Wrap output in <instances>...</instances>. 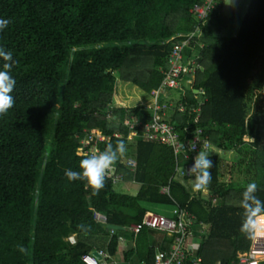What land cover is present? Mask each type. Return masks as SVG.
<instances>
[{"label": "trees", "instance_id": "16d2710c", "mask_svg": "<svg viewBox=\"0 0 264 264\" xmlns=\"http://www.w3.org/2000/svg\"><path fill=\"white\" fill-rule=\"evenodd\" d=\"M206 1L0 0V19L12 21L0 32V46L18 61L15 105L0 116V264H85L82 257L96 250L116 257L122 237L132 242L126 263L154 264L172 239L148 226L129 229L143 221L147 205L173 206L170 217L177 207L194 214L196 251L206 264H234L250 251L256 236L240 232L239 201L252 181L264 200V0H216L200 20L192 9ZM188 38L184 53L202 69L192 88L166 90L157 103L162 121L181 134L188 126L207 136L213 167L203 192H193L192 177L177 173L170 147L139 137L130 143L125 123H150L152 108L115 105L119 81L151 96L175 45ZM88 133L92 144L83 147ZM97 133L106 140L96 142ZM117 140L127 153L114 166L126 183L140 185L137 195L116 192L106 178L92 196L83 182L66 179L64 170L78 171L86 151ZM128 159L137 164L134 172L123 164ZM260 226L257 237L264 239V219ZM18 244L27 252L17 251Z\"/></svg>", "mask_w": 264, "mask_h": 264}, {"label": "built area", "instance_id": "2783aa9c", "mask_svg": "<svg viewBox=\"0 0 264 264\" xmlns=\"http://www.w3.org/2000/svg\"><path fill=\"white\" fill-rule=\"evenodd\" d=\"M216 0H207L203 5H196L192 12L200 20L207 18L210 11L216 7ZM191 44V39L184 42H179L175 45L174 51L168 62H170V67L165 72V77L163 82H161L160 87L151 93L153 98V103L149 108H152L153 116L152 121L149 123H143L141 121L130 122L127 121L125 124L130 128L129 141L130 143H136V138L139 137L143 141L158 142L162 145L170 147L174 153V157L177 164V173L182 176L185 174L184 169L192 165L193 157L196 152H190L187 149V144L189 140H195L197 138V150L203 149L208 151L209 141L207 136L204 134L201 128H192L186 126L184 133H180L175 124H170L162 121L164 114H159L160 106L157 103V97L160 93L166 90H180L186 92V89L192 88L194 76L197 74L198 70L202 69V66L196 59L187 58L184 50ZM188 76H192L187 78ZM186 83L188 86L184 85ZM197 92V91H195ZM201 106L203 102L200 101L197 107V117L195 123L199 122ZM180 112H184V107L182 104L179 105ZM137 123V125H136ZM141 126V129L137 127ZM119 137V135H117ZM93 135H87L86 139L81 141L83 147L91 146ZM96 142H103L106 139L101 133L95 135ZM98 152L97 148L90 149L86 151L85 155H95ZM128 168L136 170L137 164L134 160L130 159L126 162ZM115 169L109 172L108 177L112 179L114 185L116 186L118 182L122 179L121 176L116 175ZM161 192L168 193V187L162 188ZM175 216L167 217L161 214H155L148 212L141 223H134L129 226V229L139 232L143 226H148L162 233V236L172 239V245L165 251L158 253L154 260V264H206L202 256L197 254V251L193 252L188 247V240L194 236L193 225L195 224V215L188 212L186 209H181L177 207L174 209ZM96 219L100 222H106L107 218L97 213ZM203 225V223H201ZM206 226V225H204ZM257 235V234H256ZM72 244L76 243L74 236L69 238ZM97 253L98 255H96ZM100 256V258L98 257ZM112 260V257L104 250L92 251L82 257L85 264H107L106 260ZM221 264V263H219ZM234 264H264V239L258 238L256 236L255 241H253L251 249L249 252L244 254H239L237 262Z\"/></svg>", "mask_w": 264, "mask_h": 264}, {"label": "clouds", "instance_id": "9594fccd", "mask_svg": "<svg viewBox=\"0 0 264 264\" xmlns=\"http://www.w3.org/2000/svg\"><path fill=\"white\" fill-rule=\"evenodd\" d=\"M231 0H229V3ZM12 23L10 19H0V32L6 29ZM0 58L3 64L0 68V116H4L14 107L15 99L11 95L16 85V80L12 75L14 67L18 61L14 60L13 52L0 46ZM250 142L252 138L248 136ZM197 138L189 140L187 149L190 152H196L193 157V163L185 168V174L193 178V192L206 191L212 180L211 169L213 161L210 159V152L200 149L197 150ZM127 153V145L124 140H117L115 145L109 143L95 155H90L80 160L79 170L67 168L64 175L68 181H81L85 190L91 189V195L97 196L105 187L106 178L113 166L121 160ZM259 186L255 181L247 183L241 193L239 206L242 209V220L240 232L254 238L260 231V221L264 219V200L257 196ZM82 230H86L84 225H78ZM17 251L24 254L27 249L24 245L18 244Z\"/></svg>", "mask_w": 264, "mask_h": 264}, {"label": "rangeland", "instance_id": "374dc122", "mask_svg": "<svg viewBox=\"0 0 264 264\" xmlns=\"http://www.w3.org/2000/svg\"><path fill=\"white\" fill-rule=\"evenodd\" d=\"M230 3L233 4L234 0H231ZM184 85L186 87L188 86L186 83H184ZM152 103H153L152 96L142 92L139 88H136L133 85H131V83H126L123 81L118 82L116 86V95H115V105L116 106L128 108V107L139 106V105H150L151 106ZM232 178L234 179V176ZM223 179H228L226 174L223 175ZM192 183H193V178L190 181L191 185ZM137 190H138V185L136 184L134 185L121 184L115 187L116 192L124 193V194H131V195H135L137 193ZM147 209L151 212L170 217L172 215L173 206L171 205H147ZM200 230L203 235V232L204 231L206 232L207 227L202 226ZM200 242H201L200 238L199 239L190 238L188 240L189 249L195 252L196 250L199 249ZM118 260L119 258L117 256L110 263H107V264H119Z\"/></svg>", "mask_w": 264, "mask_h": 264}, {"label": "crops", "instance_id": "0c3cea01", "mask_svg": "<svg viewBox=\"0 0 264 264\" xmlns=\"http://www.w3.org/2000/svg\"><path fill=\"white\" fill-rule=\"evenodd\" d=\"M137 88V87H136ZM147 106H150V105H147ZM129 160V159H128ZM128 160H125L124 161V165H125V167L126 168H128L127 167V165H126V162L128 161ZM113 168L115 169V174L116 175H118L117 174V168L115 167V166H113ZM130 169V168H129ZM132 172H134L135 170H133V169H130ZM118 176H121L122 177V179L118 182V184L115 186V187H117V186H119V185H121V184H126V185H134V184H136V183H126L125 181H124V177L122 176V175H118ZM136 185H138V190H137V193L139 192V190H140V185L139 184H136ZM137 193L135 194V195H137ZM129 195H131V194H129ZM135 195H132V196H135ZM148 212H150V211H147V213ZM201 231V230H200ZM199 239V237H197V236H195V233H194V236L192 237V239ZM119 243H120V246H119V249H118V254L116 255V257L118 256V258H119V260H118V263L119 264H128V263H126V261L124 260V253L127 251V250H129L131 247H132V242H130L129 240H127L126 238H124V237H122V238H120V241H119ZM199 245H201V244H199ZM115 257H112V260L114 259ZM111 260V261H112Z\"/></svg>", "mask_w": 264, "mask_h": 264}, {"label": "water", "instance_id": "95a60500", "mask_svg": "<svg viewBox=\"0 0 264 264\" xmlns=\"http://www.w3.org/2000/svg\"><path fill=\"white\" fill-rule=\"evenodd\" d=\"M252 141H253V139H252ZM108 227L111 228V229H124L123 226L114 225V224H109ZM95 254L98 255L97 253H95ZM98 257L100 258V256H98ZM101 264H104V261H101Z\"/></svg>", "mask_w": 264, "mask_h": 264}]
</instances>
